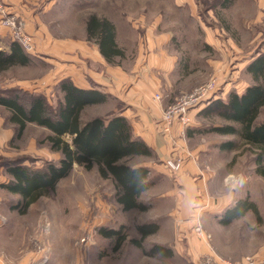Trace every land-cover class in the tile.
Instances as JSON below:
<instances>
[{
  "label": "rangeland",
  "instance_id": "rangeland-1",
  "mask_svg": "<svg viewBox=\"0 0 264 264\" xmlns=\"http://www.w3.org/2000/svg\"><path fill=\"white\" fill-rule=\"evenodd\" d=\"M51 11L35 24L46 25L50 32H38L41 41H50L47 49L27 53V65L1 72L0 95L19 89V94L43 95L55 106L61 98L57 87L62 78L74 82L77 71L88 79L81 66L85 62L84 67L89 65L93 77L102 76L118 91L112 95L95 86L109 94L107 101L86 107L83 121L128 109L127 103L134 102H129V85L144 73L143 89L157 90L161 95L156 103L145 102L146 110L156 105L163 137L172 136L178 123L165 131L162 115L180 94L212 79L218 88L217 97L226 99L230 92L241 94L253 84L245 72L246 65L257 54H264V0H62ZM92 15L107 19L115 27L116 43L123 55L115 57L113 64L91 58L97 46L87 38L86 21ZM11 41L10 36L0 35V49L8 51ZM66 45L72 48L63 50ZM8 119L9 112L0 106V183L10 179L5 168L10 164L33 168L58 164L61 155L45 141L46 129L29 124L17 136ZM258 121H264V107ZM224 124L228 123L218 117L208 120L190 116L188 126L180 125L183 130L172 137L180 140L184 151L180 153L194 152L201 172L212 175L205 177V189L198 186L203 195L200 199L210 194L218 199L233 192L237 202L247 200L259 207L260 214L251 210L254 220H264V178L255 172L253 154L238 138L206 131L211 125ZM63 138L71 143L70 136ZM226 141H235L237 149H220ZM178 153L172 152L169 157ZM149 161L162 164L154 155L134 157L128 162L147 165ZM182 168L169 171L170 175L149 168L152 186L139 198L148 206L144 212L123 211L116 202L112 181L102 179L95 167L86 170L78 164H73L53 191L23 213L20 197L0 187V264H187L179 255L148 253L157 245L156 235L141 239L136 229L137 225L151 222L157 191L164 192L172 175ZM153 186L158 190L154 191ZM262 225L260 221L259 228L264 233ZM100 229L114 230L118 235L105 237Z\"/></svg>",
  "mask_w": 264,
  "mask_h": 264
},
{
  "label": "trees",
  "instance_id": "trees-1",
  "mask_svg": "<svg viewBox=\"0 0 264 264\" xmlns=\"http://www.w3.org/2000/svg\"><path fill=\"white\" fill-rule=\"evenodd\" d=\"M86 34L89 40H94L99 54L108 64H113L115 57L123 55L116 43L115 27L107 19L90 16L86 21ZM29 62V55L12 40L8 51L0 52V73ZM245 72L250 75L253 84L241 94L230 92L226 99L216 96V88L214 96L204 101L196 116L208 120L218 117L227 122L211 125L206 131L238 138L241 145L253 154L255 172L264 178V121H258L264 107V54L254 56L246 65ZM57 88L61 98L55 106L43 95L19 94V89L0 95V106L9 112L8 120L15 126L17 136L29 124L44 128L48 131L45 141L50 149L61 155L57 165L47 163L40 168L7 165L5 168L10 179L0 187L20 197V211L23 213L40 197L53 191L57 183L68 176L73 164H78L86 170L95 167L102 179L112 181L116 202L123 211H146L148 206L139 198L152 186L148 178L149 167L131 165L128 161L134 157L151 156L150 148L143 140L134 137L131 124L121 111L106 117L82 120L86 107L107 101L106 93L96 87L81 88L69 78L59 81ZM65 136L71 137V143L64 140ZM237 147L235 141L220 145V149L228 151ZM249 210L255 211L253 204L239 200L232 209L224 212L222 223L227 224ZM136 229L144 239L155 234L158 225L150 222L137 225ZM99 231L105 237L118 235L114 230ZM118 240L117 245L121 238ZM135 244L140 247L139 242L135 241ZM169 252L165 247L154 245L148 253L167 255Z\"/></svg>",
  "mask_w": 264,
  "mask_h": 264
},
{
  "label": "crops",
  "instance_id": "crops-1",
  "mask_svg": "<svg viewBox=\"0 0 264 264\" xmlns=\"http://www.w3.org/2000/svg\"><path fill=\"white\" fill-rule=\"evenodd\" d=\"M59 1L62 0H2L10 11L25 21L26 31L34 36L35 50H46L47 43L50 42L48 40L46 42V38L44 41L38 38L40 30L44 34L50 33L47 26L44 24L43 26L40 24L35 26V24L39 22L41 16L47 17L48 12H52L51 10L57 6ZM2 34L8 35L0 29V35ZM43 45H46V47L43 48ZM68 48L72 47L66 45L63 50ZM4 49H0V52L6 51ZM94 50L95 52L92 53L91 58L104 64L102 56L96 48ZM84 64L81 63V66L83 71H87L88 79L75 71V85L81 88L96 86L106 89L109 94H117L118 89L116 88L114 91L113 84L104 81V78H101L102 76L99 77L100 75L93 77L89 65H86V69ZM105 72H108L106 68ZM111 72L113 73V71ZM142 85L145 86L144 73L141 74V79H135L133 84L129 85L128 94L131 96L129 100H132L129 102H134L127 103L128 109L124 108L121 113L130 122L134 137L143 140L150 148L151 155H154L155 159L162 163L158 165L149 161L146 162V166L170 175L163 164L170 153L179 152V156L185 158L182 170L176 175H172V182L170 184L169 181L168 188H164L166 189L164 192L157 191V203L153 204L152 207L155 214L154 218L150 220L158 225V231L155 233V243L170 249L166 256L179 255L180 258L186 259L187 264H200L201 259L204 257H211L216 261H239L247 256H261L264 253V233L260 230L259 223L261 221L264 225V220H254L251 210H249L243 215L231 219L227 224L222 223L224 212L232 209L237 204L233 192L225 193L218 199L213 197L212 194L207 196V199H200L203 195H200L198 186L205 189V177H211L212 175L201 172L200 167L196 164L194 152L180 153L183 151L182 144L180 140L172 137L173 135L177 137V132L183 130L179 124L174 125L172 136L166 134L163 137L160 125V109L156 105H153L155 107L150 105L146 110L148 104L145 103L150 102L149 97L153 93L156 94L157 90L148 91L149 89L145 87L143 89ZM199 110V108L191 110L190 116H196ZM175 139H177L176 142ZM173 144L176 146L174 147ZM155 190H158V188H155ZM253 206L255 211H252L260 214L259 207L257 205ZM198 211H202V223L200 225L203 231L210 235L208 242L198 239L193 233L195 222L193 215ZM245 222L248 223L245 224Z\"/></svg>",
  "mask_w": 264,
  "mask_h": 264
},
{
  "label": "built area",
  "instance_id": "built-area-1",
  "mask_svg": "<svg viewBox=\"0 0 264 264\" xmlns=\"http://www.w3.org/2000/svg\"><path fill=\"white\" fill-rule=\"evenodd\" d=\"M25 21L17 14L10 11L5 4L0 0V29L5 31L10 38L17 42L26 53H33L35 51L34 36L26 31ZM217 88L216 81L210 80L207 83L200 85L193 89L191 92L182 93L176 99L175 102L169 106L162 115V124L165 131H169L173 123L177 122L179 125L187 127L190 120V109L200 108L203 106L204 101L214 96ZM161 95L156 93L149 97V101L156 103L160 101ZM164 166L168 171H179L184 160L181 156L173 154L164 161ZM198 212L193 215L194 235L207 242L210 239V235L206 234L199 222ZM200 264H264V253L259 257H244L239 261L220 260L216 261L211 257H204L201 259Z\"/></svg>",
  "mask_w": 264,
  "mask_h": 264
}]
</instances>
